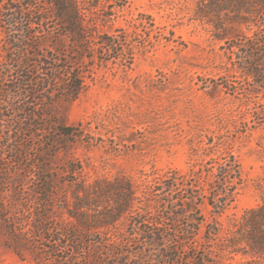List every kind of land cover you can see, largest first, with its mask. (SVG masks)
<instances>
[{
    "label": "rangeland",
    "instance_id": "374dc122",
    "mask_svg": "<svg viewBox=\"0 0 264 264\" xmlns=\"http://www.w3.org/2000/svg\"><path fill=\"white\" fill-rule=\"evenodd\" d=\"M80 1L93 7L98 31L110 34L121 28L137 33L133 63L126 68L111 61L89 62L84 90L77 99H61L49 110H35L48 111L52 123L34 120L36 136L24 141L20 166L10 162V140L0 139L5 146L0 155L6 154L5 160L0 159L3 198L9 201L13 191L24 190L21 198L32 202V210L59 225L72 208L77 187L126 178L140 200L132 214L144 215L155 210L147 200L148 186L167 171L176 169L187 176L210 158L228 153L240 164L242 184L234 201L217 217L219 241L211 256L217 264H264L262 259L220 246L264 199V87L254 85L233 66L235 56L229 54L225 40L215 37L252 35L255 25L233 21H243L236 15L242 13L246 0ZM114 3L123 6L110 9ZM10 108L0 102V114L8 121L4 135L10 131L14 138L18 132L12 121L21 115ZM42 123L47 125L40 135L37 129ZM56 123L77 131L60 135ZM45 180L54 193L46 207L37 204L32 191ZM200 211L207 223L214 220L207 203ZM126 223L122 219L119 228ZM5 227H0V264H50L37 259L42 248L38 233L30 251L28 246L19 249ZM14 244L21 258L12 249ZM77 246L80 261L87 247Z\"/></svg>",
    "mask_w": 264,
    "mask_h": 264
},
{
    "label": "trees",
    "instance_id": "16d2710c",
    "mask_svg": "<svg viewBox=\"0 0 264 264\" xmlns=\"http://www.w3.org/2000/svg\"><path fill=\"white\" fill-rule=\"evenodd\" d=\"M116 6L123 5L114 3L109 8ZM242 6L236 18L243 21H233L255 25L252 35L227 37L223 33L215 37L225 40L229 54L235 56L233 66L263 88L264 0H246ZM92 8L80 0H0V102L21 115L12 121L18 132L13 138L10 131L5 137L8 121L0 114V139L10 140V162L14 165L20 166L24 141L36 136L34 120L52 123L48 111L35 110H49L61 99H77L84 90L89 62L103 65L111 61L126 68L133 63L137 33L121 28L110 34L98 31ZM46 125L38 127L40 135ZM55 126L66 137L77 131L73 126ZM4 148L0 143V154ZM5 158L6 154L0 155V159ZM11 173L17 175L16 171ZM241 184L240 164L228 153L210 158L187 176L171 169L146 191L154 212L138 215L132 214L140 200L129 179L96 182L74 190L72 208L66 210L67 218L59 225L34 212L32 202L21 198L24 190L13 191L17 197L9 201L0 190V227L5 224L7 233L15 238L10 240L16 241L19 249L28 246L30 251L38 233L42 248L37 259L50 264H217L211 256L214 243L219 241L217 217L234 201ZM41 186L32 191L37 204L46 207L53 198V188L48 180ZM203 203L211 207L214 220L209 223L200 211ZM17 215L23 219L18 221ZM122 219L127 223L120 229ZM87 236L92 239L87 240ZM79 243L87 252L77 261ZM16 244L12 247L15 251ZM220 246L264 261V199L244 215L240 226L222 239Z\"/></svg>",
    "mask_w": 264,
    "mask_h": 264
}]
</instances>
